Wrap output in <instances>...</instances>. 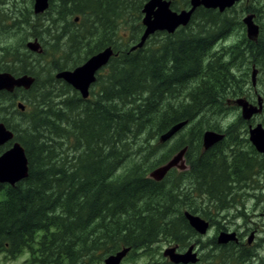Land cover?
<instances>
[{
  "label": "trees",
  "instance_id": "1",
  "mask_svg": "<svg viewBox=\"0 0 264 264\" xmlns=\"http://www.w3.org/2000/svg\"><path fill=\"white\" fill-rule=\"evenodd\" d=\"M147 1L50 0L41 16H48L45 26L51 27L42 32L36 28L33 38L42 43L38 34L52 35L43 49L55 58L51 64L38 60L34 66L30 54L16 48L6 49L5 59L0 58V70L35 78L30 91L21 93L29 110L11 117L6 94L7 116L0 119L23 147L28 165L25 179L0 184V254L7 258L26 252L29 264H101L122 248L130 249L123 261L149 255L162 241L183 249L198 236L183 218L185 209L214 226L212 214L226 212L238 198L235 205L250 198L241 191L253 192L254 199L263 195V180H254L264 173V157L251 146L245 156L246 181L240 185H218L211 177L205 189H193L190 183L177 184L172 173L159 182L147 176L171 151L186 146L189 154L201 147L206 130L216 131L217 124L203 126L214 112L226 111L221 104L226 88L238 86L235 71L243 65L237 47L228 51L224 44L216 49L234 17L203 8L195 10L186 27L171 35L155 34L161 36L156 46L148 48L151 37L131 51L143 31L141 9ZM178 3L189 7V0H179L171 9L179 10ZM129 26L128 33H120ZM260 37L264 60V27ZM106 47L115 55L108 71L97 76L89 98L82 99L54 78L56 72L73 70ZM30 92L36 94L28 99ZM209 96L214 104H208ZM239 120L234 125L244 129L246 124ZM180 122L187 124L175 135L179 139L162 153L166 143L159 137ZM238 140L225 135L221 143L234 147ZM214 157L197 160L192 176L199 178L203 170L212 176L209 165ZM230 173L237 176L239 167ZM194 190L203 194L204 208L192 199ZM237 216L244 214L239 211ZM204 246L212 254H204L197 264H264V258L255 260L252 250L235 243L219 246L216 237ZM148 264L171 263L161 256Z\"/></svg>",
  "mask_w": 264,
  "mask_h": 264
},
{
  "label": "water",
  "instance_id": "2",
  "mask_svg": "<svg viewBox=\"0 0 264 264\" xmlns=\"http://www.w3.org/2000/svg\"><path fill=\"white\" fill-rule=\"evenodd\" d=\"M176 0H148L144 3L141 9V25L143 32L139 41L131 47V51L143 47L146 40L156 32L173 33L179 27L188 25L194 11L203 7L209 10L218 9L224 12L231 8L240 0H189L190 8L179 12L172 11L170 5ZM49 0H33V13L42 14L48 8ZM246 28V35L248 39H255L258 35V26L252 21V16H246L243 19ZM26 48L30 52L40 54L42 48L37 40L26 43ZM114 55L111 47H106L103 50L95 53L89 57L84 63L77 66L73 70L59 71L55 74V78L62 80L75 91H77L83 99H87L89 95V88L95 82V74L104 67L108 60ZM34 83V77L30 75H21L15 77L8 72L0 73V91L11 93L14 89L29 90ZM237 105L242 108L241 116L244 120H249L253 115L261 112L262 104L258 102V106H252L242 99L236 101ZM20 111L25 110L22 103L17 105ZM187 123L180 122L171 127L168 131L159 137V141L164 143L171 139L177 132H179ZM249 141L255 150L264 155V128L257 124L255 127H250ZM221 136L213 131H207L203 135L202 145L204 149H209L214 144L219 142ZM13 140V133L3 123H0V147ZM186 152V147L182 148L174 154L166 163L156 167L149 173V177L159 182L164 179L166 174L172 168H182L183 155ZM28 174L27 159L23 147L18 142H13L11 147L0 155V184L14 185L15 183L25 179ZM184 218L189 226L200 236L205 235L209 229V223L201 217L184 213ZM252 237L248 240L250 243ZM235 234H220L217 237V243L224 245L228 242H236ZM193 245L184 253L176 252V247L167 248L163 252V257L167 258L173 264H195L199 258L193 252ZM129 248H122L104 258L102 264H121L122 260L129 252Z\"/></svg>",
  "mask_w": 264,
  "mask_h": 264
},
{
  "label": "flooded vegetation",
  "instance_id": "3",
  "mask_svg": "<svg viewBox=\"0 0 264 264\" xmlns=\"http://www.w3.org/2000/svg\"><path fill=\"white\" fill-rule=\"evenodd\" d=\"M177 1H179V0L173 1L172 3L177 2ZM3 2H5V3H0V23H5L8 30L0 31V43H3V41L6 39L7 35L10 32L11 33L16 32L15 31V25H17V21L20 20V18L22 21V17L24 18V16L21 14V12L17 11L18 6L16 3H14V9H13L12 13H8L9 10H12L13 4L12 3L7 4L9 2V0L3 1ZM172 3H171V5H172ZM171 5H170V8H171ZM238 5H240L239 11L242 15V18H241V20L237 19V20L231 22V26H229V28L227 29V34H226L225 40L227 38L229 40V38L231 37L229 35L232 33V31H236L237 28H240L241 36L239 37V39H235L233 41H230V43L228 44V46H229L228 51L230 50L231 47H237L239 50H241L243 52V56H242L243 65H240V67H239L240 70L238 72L235 71V74L238 75L237 77L239 79V84L235 89H231L230 87L226 88V97L221 104L224 106V109L228 111V113H229L228 116H226L220 120L215 118L213 116V114H211L210 116H211V121H213L215 124H217L216 131L220 130L221 133H223L224 135L232 136L234 140H238V139L239 140L237 143H234V147H225V145L223 143H218V144H216L217 145L216 149L215 148L204 149L203 145L201 143L200 148H196L194 150H192V149L189 150V154H188V147L185 146L187 155L185 153L184 158H183V163L180 164L182 166V168L181 169L180 168H173L170 170V172H168V174L172 173L175 175L177 184L183 183L184 185H186V184L190 183L191 187L193 189H197L201 186L205 189L206 184L211 180L210 179L211 177L213 179V182H216L218 185L236 186L237 184L240 185L241 183H244L246 181V171L244 172V169H246L245 168V166H246L245 156H246V152H247V146H251L254 149V152L258 155V157H260V156L264 157V155H261L260 153L255 151V148L252 146V144L249 141V134H248L250 127H255L257 124H260V123H255V121L261 115L263 107H262V110L260 113L253 115L249 120H244L241 116L242 108L240 106H238L236 103L237 100L242 99L245 102H247L248 104L257 107L258 102H261V100L259 99V96H258L259 93L254 88L255 87L254 74H256L257 70L260 73L263 72L264 60H263L262 51H261V49H262L261 38L262 37H260V33L262 30V27H264V4H262V0H240L239 2L235 3L231 8L226 9L222 13H225L226 15H228V13L234 12L233 10H235V7ZM199 8H203V7H199ZM184 9L188 10L189 7L188 8L187 7L181 8L179 10H173V9H171V10L179 12V11L184 10ZM203 9H205V8H203ZM205 10H209V9H205ZM32 13H33V10H32ZM44 13H42L41 15H43ZM194 13H195V11H194ZM19 15H22V16L20 17ZM33 15H38V14L33 13ZM249 15L252 16L253 23L258 26V35L255 39H248V37L246 35V28H245V25L243 23V19ZM21 21L19 23H21ZM8 22H10L9 26L6 24ZM229 25H230V23H229ZM179 28H181V27H179ZM179 28H177L174 32H176ZM11 29H14V31H11ZM157 33H166V32H156L152 36H150V38L156 36L155 34H157ZM169 35H171V34H169ZM0 56H1L0 57L1 60L5 59V53L3 52V49L1 48V46H0ZM228 57H230V55H228ZM222 58H224L223 62L228 64V61L225 59V55H222ZM110 60L111 59H109L107 64L97 72L98 75H100L101 71L103 72L105 69H108L107 67H108ZM240 71H241V74H240ZM1 72H6V71L0 70V73ZM11 75H13V74H11ZM22 75H25V74H22ZM26 75H28V74H26ZM248 75L250 76V80H248V78H246V76H248ZM13 76H15V75H13ZM19 76H21V75H19ZM15 77H18V76H15ZM248 85H251L252 88H248ZM247 89H249V90H247ZM250 89H253V91H251ZM27 91H30V89ZM27 91H24V90L22 91L21 89H14V91L11 93H8L6 91H0V99L2 97V100H3V102L5 104V108H6L5 110L4 109L0 110V119H4V116H7V101H6L7 95L6 94L10 95V97H9L11 100L10 104L13 107L11 109L12 111H10V116H13L12 114L16 115L17 112L20 111L17 109V104L19 102L24 101V98L21 95V93H24ZM1 94H2V96H1ZM215 102H216L215 99L212 96H209L208 104H214ZM233 113H235V116L231 117V115ZM13 117L15 118V116H13ZM215 119H216V122H215ZM235 119L236 120L240 119L238 122L241 124L242 123L246 124L247 129L246 128L240 129L236 125H234ZM0 123H3V122L0 120ZM260 125L262 126V124H260ZM262 127L264 128V126H262ZM211 131L215 132V130H211ZM175 137H178V136H175ZM175 137L170 139L168 142L173 141L175 139ZM9 146H10L9 142L4 144L3 146H1L0 147V155L4 151L9 149L10 148ZM182 148H184V147H181L180 149H176V151L166 160L168 161L174 154H176ZM213 155H215V157L213 158L212 163L209 165V167L211 168L210 173H212V176L210 174H206L205 171L203 170L200 173L199 178L193 177L192 176V170H193V166H195V164L197 163V160H200V161L203 160L204 161ZM189 159L192 160V163L189 162ZM236 167H239L238 175L237 176H235L234 174L231 175L230 170H231V172L234 173ZM189 179L191 181H189ZM227 180H230V181L228 182ZM261 180L264 181V173L262 174V172L258 173V176L254 181H258L259 183H261ZM192 193H193L192 199H194V201H196L197 199L199 200V199L204 198L202 196L203 194H199L197 190L192 191ZM240 199L241 198L236 199L235 202L239 201ZM235 202L232 206L231 211L234 209L236 210V207L243 205V202H241V203L238 202L237 205H235ZM257 209L259 210V216L261 218L262 217L264 218V207L262 205H260ZM194 215H197V216L203 218V216H200L198 214H194ZM183 218H184V213H183ZM203 219L209 223V220H207L206 218H203ZM225 232H230V231L227 229ZM234 232L236 233V237L238 239V242L235 244H237L238 246L241 245V247H243L244 250L252 248L251 246H252V244L256 238V234H257L256 230H251L249 232H245V234H246L245 244H244V235H241L238 231H234ZM210 233H213L212 228H211V223H209V230H208V234H210ZM208 234H206L205 236H207ZM251 237H252V240L250 243H248V240ZM211 238H214V237H211ZM228 244H230V243H226L225 245H228ZM188 247L185 248V250L184 249L182 250V249H179V247L177 246V251L182 253V252L186 251L188 249ZM195 248L197 251L198 246L195 245ZM262 258L263 257L260 258V261Z\"/></svg>",
  "mask_w": 264,
  "mask_h": 264
},
{
  "label": "rangeland",
  "instance_id": "4",
  "mask_svg": "<svg viewBox=\"0 0 264 264\" xmlns=\"http://www.w3.org/2000/svg\"><path fill=\"white\" fill-rule=\"evenodd\" d=\"M3 1L6 0H0V3H5ZM9 3H12V10H9L8 13H12L13 9H14V3L17 4L18 8L17 11H20L21 14L24 16L25 19H27L28 24H23L21 25V23H19L21 21L20 20L17 21V25H15V33H9L6 37V39L3 41V43H0L1 48L3 49V52L6 55V49L8 48H16L19 51H26L28 52V54H30V58H31V64L35 66V63L39 60H42V64L45 66H49L52 62V60H54L55 58L49 55H45L43 54V49L47 48V44L44 42H51V36L46 35L47 33H43V34H38L39 36H41L43 38V42L41 43L40 38H33V36L36 35V28L38 30L45 31L46 28H50L51 25L47 24L45 26V21L44 18H48L47 15L45 16H41L40 15H33L32 10H33V0H9ZM177 6L181 9L183 8L181 3H178ZM50 8V7H49ZM240 9V5L235 7V10H233L234 12L228 13V17H234L235 20L239 19L241 20L242 15L239 11ZM230 12V11H229ZM22 15H19L20 17ZM41 16V17H39ZM15 18V17H14ZM40 18V19H38ZM23 19V17H22ZM141 23V20H140ZM8 26L10 25V22L6 23ZM12 24V23H11ZM39 24H42L43 26H38ZM25 25V27H24ZM37 26V27H36ZM129 27H126L120 30V33H128V29ZM8 30L5 23H0V31H6ZM11 31H14V29H11ZM51 34V33H50ZM231 36L228 40V38L224 41H221L218 44V47L221 45L228 46L226 44H229L230 41H233L235 39H239V37L241 36V31L240 28H237L236 31H232V33L229 35ZM161 38V36H154L151 38V40L153 41V43L151 42V44L147 43L148 48L149 47H154L157 44V41H159V39ZM32 40H37L38 43H40L42 45V52L40 54L38 53H32L29 52L26 49V43L27 42H32ZM45 45V48H44ZM133 45V44H132ZM131 45V46H132ZM7 53L10 55V51L8 50ZM108 71V69H105L103 72H100V75H104L106 72ZM241 74V71H240ZM249 76V75H248ZM246 76V78H248V80H250V76L248 77ZM33 77V76H32ZM41 77L43 78V74H41ZM43 81H45V79H43ZM254 84H255V89L258 91L259 93V99L261 100V104L263 107L262 113L261 115L257 118V120L255 121V123H260L262 124V126H264V68H263V72H259L257 70L256 74H254ZM92 88V87H91ZM90 88V90H91ZM248 88H252L251 85H248ZM95 89V88H94ZM249 90V89H247ZM251 91H253V89H250ZM36 92H30L26 95V97L28 99L32 98L33 96H35ZM22 104H24L25 102L22 101ZM26 106V104H24ZM13 107H11L9 110L12 111ZM29 108H25V110L23 112L28 111ZM228 111H224L221 114H213V116L217 119H223L224 117L228 116ZM13 116L17 117V114ZM11 116V117H13ZM235 116V113H233L231 115V117ZM236 121V119L234 120V122ZM216 122V119H215ZM207 125L203 126L204 129H207V126H214V122L211 121L210 118L207 119ZM245 128L247 129L246 125ZM180 136L175 137V139L173 141L167 142L165 144L164 147H162L161 152H168V148H170L172 146V144H174ZM175 151H171L169 153V155L171 156ZM169 156V157H170ZM148 176V173H147ZM260 190L262 191L261 193L263 195L259 196L258 198L254 199L251 196L253 195V192H244L241 191L239 194H243L245 193L247 196H250V198H242V202L243 205H240L238 207H236V210H232V206L230 208H228V210H226V212L221 213L219 215L216 216V214H212L211 218L214 219L215 224L214 226H212V231L213 233L208 234L207 236H197V237H193L188 245L185 246V248H187L188 246L195 244L196 246H198L197 252L199 257L203 256L204 254H207L208 256L212 254L211 252V248L208 246H204L202 247V244L207 242V239H211V237H217L218 234L220 233V231H224L219 229L218 227H224L226 228V230L228 229L230 232H234V231H238L241 235H244V244L246 242V234L245 232H249L251 230H256L257 234H256V238L252 244V248H250L249 250H252L255 253V260H259L261 257L264 258V218L259 216V210L257 209L260 205H262L264 207V181L262 182V185L260 184ZM197 203V205L199 207H205V203L206 201L204 199H197L195 201ZM184 211H188L187 209H185ZM183 211V212H184ZM242 212L244 214V216L242 217H238V212ZM214 215V216H213ZM196 238V239H195ZM200 240V244L197 243V241ZM202 243V244H201ZM176 246L175 243H171L168 244L166 242H160L158 244H156V246L154 248H152L149 251V255H141L138 254L137 256L130 258V259H126L122 262V264H148L152 261H154L155 259H161L162 253L165 249L170 248V247H174ZM241 247V245H239ZM185 248H183L185 250ZM181 249V248H179ZM182 249V250H183ZM156 251V252H155ZM155 252L153 255L152 253ZM214 254V253H213ZM154 258H153V257ZM163 258V256H162ZM262 258V259H263ZM164 259V258H163ZM0 264H29L28 263V254L26 252L21 253L19 255H17L15 258H7L4 254H0ZM102 264V263H101Z\"/></svg>",
  "mask_w": 264,
  "mask_h": 264
},
{
  "label": "bare ground",
  "instance_id": "5",
  "mask_svg": "<svg viewBox=\"0 0 264 264\" xmlns=\"http://www.w3.org/2000/svg\"><path fill=\"white\" fill-rule=\"evenodd\" d=\"M49 1H50V0H49ZM48 9H49V2H48ZM215 11H218L219 13H222V12H220L218 9H215ZM191 18H192V17H191ZM190 20H191V19H190ZM77 21H78V18L75 19V22H77ZM189 23H190V21H189ZM163 32H165V31H163ZM166 33H167V32H166ZM173 33H174V32H173ZM173 33H171V34H173ZM167 34H170V33H167ZM146 41H147V40H146ZM137 42H138V41H137ZM137 42H136V43H137ZM136 43H135V44H136ZM145 43H146V42H145ZM145 43H144V45H145ZM135 44H133V45H135ZM133 45H132V46H133ZM144 45H143V46H144ZM132 46H131V47H132ZM131 47H130V49H131ZM242 62H243V61H242ZM63 71H64V70H63ZM56 73H57V72H56ZM56 73H55V74H56ZM95 76H98V74L96 73ZM54 78H55V75H54ZM55 79H56V78H55ZM96 79H97V77H96ZM57 80H59V79H57ZM61 81H62V80H61ZM95 82H96V80H95ZM95 82H94V83H95ZM34 83H35V78H34ZM34 83H33V85H34ZM64 83H65V82H64ZM94 83H93V84H94ZM93 84H92V85H93ZM33 85L30 87V89L33 87ZM67 85H68V84H67ZM92 85L90 86V88L92 87ZM70 87H71V86H70ZM71 88H72V87H71ZM90 88H89V94H90ZM72 89H73V88H72ZM21 90L23 91V89H21ZM79 95H80V94H79ZM89 96H90V95H88L87 98H89ZM80 97H81V96H80ZM81 98H82V97H81ZM82 99H83V98H82ZM19 103H21V102H19ZM19 103H18V104H19ZM18 104H17V105H18ZM23 105H24V104H23ZM24 106H25V105H24ZM25 108H26V106H25ZM207 131H211V130H206L205 132H207ZM11 132H12V131H11ZM205 132H204V133H205ZM12 133H13V132H12ZM177 133H178V132H177ZM177 133H176V134H177ZM204 133H203V135H204ZM215 133H216L217 135L221 136L220 141L217 142L216 144L221 143V142L225 139V135H224L223 133H221V132H217V131H215ZM176 134H175V135H176ZM175 135H174L172 138H174ZM203 135H202V141H203ZM13 137H14V134H13ZM172 138H171V139H172ZM169 140H170V139H169ZM169 140H168V141H169ZM168 141H166V142H164V143H167ZM13 142H15V141L12 140V141L9 142V143H10V146H9V147H11V145L13 144ZM216 144H214L212 147H210V149L213 148ZM255 151H256V150H255ZM185 153L187 154V152H185ZM185 153H184V155H185ZM184 155H183V158H184ZM165 163H166V162H165ZM172 169H173V168H172ZM169 172H170V171H169ZM167 175H168V173L166 174V176H167ZM166 176H165V177H166ZM148 177H149V174H148ZM165 177H164V178H165ZM149 178H150V177H149ZM186 212H187V213H190L189 211H184L183 213H186ZM190 214H192V213H190ZM202 219H203V218H202ZM205 221H206V220H205ZM187 223H188V222H187ZM209 223H210V222H209ZM188 225H189V224H188ZM189 227H190V226H189ZM211 227H212V226H211ZM190 228H191V227H190ZM191 229H192V228H191ZM192 230H193V229H192ZM208 230H209V229H208ZM208 230H207L206 234L208 233ZM193 231H194V230H193ZM194 232H195V231H194ZM195 233H196V232H195ZM222 233H224V234H235V236H236V233H235V232H225V231L220 232V233L218 234V236H219L220 234H222ZM196 234H197V233H196ZM206 234H205V235H206ZM197 235H198V234H197ZM198 236H200V235H198ZM202 236H204V235H202ZM200 237H201V236H200ZM236 239H237V237H236ZM216 242H217V238H216ZM237 242H238V239H237L236 242H228V243H237ZM217 244H218V243H217ZM192 245L194 246V247H193V252H195V253L197 254V257L199 258V260H198V262H199V261H200V257H199V255H198V253H197V251H196L195 245H194V244H192ZM192 245H190V246H192ZM218 245H219V244H218ZM224 245H225V244H224ZM224 245H219V246H224ZM190 246H189V247H190ZM174 247H176V252H178V251H177V246H174ZM189 247H188V248H189ZM170 248H171V247H170ZM187 250H188V249H187ZM187 250H186V251H187ZM186 251H184V252H186ZM163 252H164V251H163ZM184 252H182V253H184ZM178 253H180V252H178ZM162 256H163V253H162ZM163 258L166 259V260L168 261L167 258H165V257H163ZM122 262H123V260H122ZM122 262H121V264H122ZM198 262H197V263H198ZM170 263H171V262H170ZM197 263H195V264H197ZM171 264H173V263H171ZM189 264H190V263H189Z\"/></svg>",
  "mask_w": 264,
  "mask_h": 264
}]
</instances>
